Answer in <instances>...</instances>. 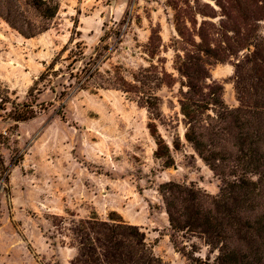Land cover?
<instances>
[{
    "label": "rangeland",
    "instance_id": "374dc122",
    "mask_svg": "<svg viewBox=\"0 0 264 264\" xmlns=\"http://www.w3.org/2000/svg\"><path fill=\"white\" fill-rule=\"evenodd\" d=\"M263 15L251 0H60L53 26L32 38L0 16V95L9 98L0 133L10 134L1 148L8 180L0 179V264H71L79 256L74 230L92 216L139 226L164 264H191L173 247L159 186L194 183L215 195L223 182L186 138L180 97L187 80L176 69V53L203 39L223 58L210 67L208 82L221 84L225 103L237 107L235 65L253 49L243 46L264 35ZM111 30L121 31L122 41L102 44L110 47L101 72L121 66L133 81L155 64L172 74V83L150 85L158 97L154 113L133 94L92 84L68 91L64 118L59 98L46 88L40 100L53 102L46 111L17 127L10 123L11 103L27 98L46 64L63 49L66 58L77 42L87 58L95 56ZM55 82L60 93L71 81L67 73ZM189 243L203 259L215 256L201 238Z\"/></svg>",
    "mask_w": 264,
    "mask_h": 264
},
{
    "label": "trees",
    "instance_id": "16d2710c",
    "mask_svg": "<svg viewBox=\"0 0 264 264\" xmlns=\"http://www.w3.org/2000/svg\"><path fill=\"white\" fill-rule=\"evenodd\" d=\"M251 2L264 11V0ZM59 9L60 0H0V16L26 38L49 30ZM30 10L35 18L29 15ZM75 24L78 25V20ZM121 36V31H106L96 48L97 54L89 58L80 42L66 58H63L66 51L63 49L45 65L27 98L11 103L6 115L10 123L17 127L20 122L46 111L48 105L53 104L40 100L46 88L59 98L58 113L62 118L68 91L86 90L92 84L97 89L114 88L133 94L134 100L148 109L156 108L158 97L150 85L154 84L156 90L164 83H172L173 76L166 68L155 64L143 67L133 75V81L125 78L121 66L104 73L100 70V58L110 47L102 44L112 37L117 38L119 44ZM150 45L155 47L153 42ZM192 45L194 49L184 48L183 54L177 52L174 60L176 69L187 80L184 85L187 89H181L180 97L181 111L187 119L186 138L221 177L223 184L215 195L194 183L160 184L159 192L171 228L170 239L175 250L191 264H264V35L243 46H253V49L235 65L237 107L225 103L221 84L208 82L210 67L223 58L212 54L203 39ZM60 64L62 66L57 68ZM67 73L71 82L69 86L63 84L65 89L58 93L59 84L55 80ZM97 76L100 82H96ZM8 99L0 95V112L7 111L4 104ZM9 139L7 131L0 133V179L4 180H8V167L1 148ZM19 161L18 158L12 163ZM74 234L78 239L79 256L71 264H164L147 244L141 228L122 219L102 220L92 216L80 221ZM195 236L210 248V254H215L213 258L209 255L203 259L198 255L200 251L194 249V243L187 244L190 237Z\"/></svg>",
    "mask_w": 264,
    "mask_h": 264
}]
</instances>
